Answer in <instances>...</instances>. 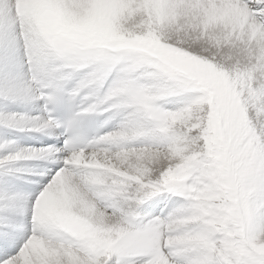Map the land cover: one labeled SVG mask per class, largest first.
I'll return each instance as SVG.
<instances>
[{"label": "snow or ice", "instance_id": "1", "mask_svg": "<svg viewBox=\"0 0 264 264\" xmlns=\"http://www.w3.org/2000/svg\"><path fill=\"white\" fill-rule=\"evenodd\" d=\"M0 264H264V0H0Z\"/></svg>", "mask_w": 264, "mask_h": 264}, {"label": "rangeland", "instance_id": "2", "mask_svg": "<svg viewBox=\"0 0 264 264\" xmlns=\"http://www.w3.org/2000/svg\"><path fill=\"white\" fill-rule=\"evenodd\" d=\"M22 136H24V135H21V136H20L21 139L19 138V143H20L21 145H29V138L26 139V138H23Z\"/></svg>", "mask_w": 264, "mask_h": 264}, {"label": "bare ground", "instance_id": "3", "mask_svg": "<svg viewBox=\"0 0 264 264\" xmlns=\"http://www.w3.org/2000/svg\"><path fill=\"white\" fill-rule=\"evenodd\" d=\"M22 137H23V138H26V139L29 138V137H27V136H22ZM20 139H21V137H20ZM36 143H37V140L29 138V144H36Z\"/></svg>", "mask_w": 264, "mask_h": 264}]
</instances>
